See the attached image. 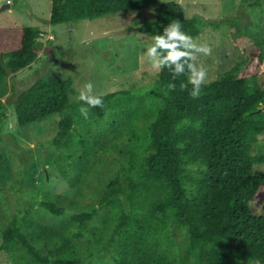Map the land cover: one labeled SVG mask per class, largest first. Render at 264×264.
I'll use <instances>...</instances> for the list:
<instances>
[{
  "label": "trees",
  "instance_id": "obj_1",
  "mask_svg": "<svg viewBox=\"0 0 264 264\" xmlns=\"http://www.w3.org/2000/svg\"><path fill=\"white\" fill-rule=\"evenodd\" d=\"M158 3L51 0L49 23L154 6L150 37L173 20L193 39L199 34L197 16H186L178 3ZM41 35L27 26L0 27V80L37 59ZM229 41L239 62L201 85L197 98L187 65L175 80L164 67L155 83L97 95L103 107L90 108L87 120L79 111L87 105L70 102L72 79L57 72L15 94L20 127L59 113L52 146L73 196L39 202L55 217L70 210L64 229L30 217L1 229L0 252L11 264H264V213L250 209L255 201L264 207V172H254L264 154L252 153L264 133V35L232 28ZM83 184L100 185L95 206L82 203Z\"/></svg>",
  "mask_w": 264,
  "mask_h": 264
},
{
  "label": "rangeland",
  "instance_id": "obj_2",
  "mask_svg": "<svg viewBox=\"0 0 264 264\" xmlns=\"http://www.w3.org/2000/svg\"><path fill=\"white\" fill-rule=\"evenodd\" d=\"M166 2L180 4L186 16H197L201 21L194 41L211 49L208 55H197L196 64L207 69L202 85L219 80L239 62V51L229 41L230 29L235 28L239 35L255 31L264 35V0H159L158 4ZM50 7L51 0H0V27L27 26L42 32L37 59L0 80V240L1 229L14 217H30L64 229L70 210L66 208L62 216L55 217L39 202L49 195L53 199L56 195L73 196L57 167L59 151L52 146L59 113L20 127L12 104L15 94L37 76L50 72L72 79L71 103L79 102L80 90L89 82L94 94L100 95L159 79L146 55L153 44L146 27L155 20L154 6L60 24L49 23ZM252 153L264 154V133ZM254 172H264V164L254 165ZM99 186L83 184L85 206H95ZM263 208L261 201L250 204L255 215L264 213ZM0 264H11L5 251L0 252Z\"/></svg>",
  "mask_w": 264,
  "mask_h": 264
},
{
  "label": "clouds",
  "instance_id": "obj_3",
  "mask_svg": "<svg viewBox=\"0 0 264 264\" xmlns=\"http://www.w3.org/2000/svg\"><path fill=\"white\" fill-rule=\"evenodd\" d=\"M181 28L180 21H171L164 28L162 35L151 37L153 44L148 48L146 55L154 69L171 68L173 80L185 73V65H187V72L190 74L189 83L193 85L190 95L197 98L207 75V69L203 65L196 64L197 55L200 53L208 55L211 53V49L207 45H197L191 36L181 31ZM163 52H166L167 55H162ZM167 87L169 90H174L175 84L170 83ZM186 87L187 85H181V88ZM78 98L83 101L84 105H87V107L82 106L79 109L86 120L90 108L103 107V101L94 94V86L91 82L83 86ZM256 264H259V261H256Z\"/></svg>",
  "mask_w": 264,
  "mask_h": 264
}]
</instances>
